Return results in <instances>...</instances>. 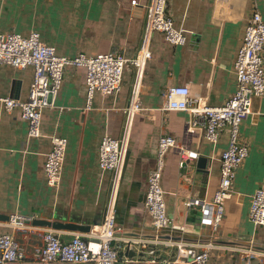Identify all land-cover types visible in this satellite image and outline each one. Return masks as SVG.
Masks as SVG:
<instances>
[{"label": "crops", "instance_id": "obj_1", "mask_svg": "<svg viewBox=\"0 0 264 264\" xmlns=\"http://www.w3.org/2000/svg\"><path fill=\"white\" fill-rule=\"evenodd\" d=\"M0 0V32L28 36L38 32L59 56L80 53L96 56L117 52L133 57L141 48L150 0ZM169 14L175 25L189 32L185 45L169 44L163 34L151 37L152 59L139 85L141 111L129 114L138 73L127 67L121 91L115 96L95 93L86 110L85 69L67 67L60 92L43 114L42 134L28 137V126L19 111L7 112L0 103V215L20 214L35 220L74 222L83 226L103 223L114 199L121 236L152 237L150 218L144 213L148 176L156 163L158 141L163 135L177 146L166 157L162 180L167 215L183 231L178 237L190 242L213 241L209 264H241L230 248L255 242L264 251V227L249 220L253 193L264 186V96L253 100L252 114L242 123L240 137L249 155L237 171L233 194L225 202V216L216 231L201 224L191 199L211 201L220 182V157L228 148L224 129L217 144L205 137L203 120L187 111L165 109V92L187 86L191 96L222 106L237 90L234 63L246 26L255 12L264 20V0H171ZM33 80V68L17 70L0 64V99L25 101ZM108 133L121 141L124 166L112 194L113 175L99 174L98 150ZM53 137L68 140L62 179L58 188L46 182L43 164ZM197 153L198 159L187 154ZM206 158L207 168H198ZM0 221V235L10 230ZM58 231V230H57ZM62 238L69 240L63 230ZM66 232V233H64ZM30 254L39 250L37 239L23 236ZM41 241V240H40ZM93 249L99 241L89 240ZM169 250H161L157 262L139 255L133 264H165ZM264 264V259H257ZM251 264V263H248Z\"/></svg>", "mask_w": 264, "mask_h": 264}, {"label": "built area", "instance_id": "obj_2", "mask_svg": "<svg viewBox=\"0 0 264 264\" xmlns=\"http://www.w3.org/2000/svg\"><path fill=\"white\" fill-rule=\"evenodd\" d=\"M170 1L150 0L142 46L130 58L117 52L96 56L83 53L75 57L59 56L57 49L44 43L38 32H31L28 36L0 32V64L17 70L33 68L28 99L1 98L3 109L7 112L18 110L20 118L27 123L28 137L37 139L43 136L44 111L57 98L67 67L85 69L86 110L90 108L95 93L118 95L124 72L127 67H132L139 77L127 112L134 114L141 111L139 85L146 65L152 59V35L159 32L169 44L183 46L191 33L175 25L168 12ZM131 4L136 6L137 1L132 0ZM234 73L237 90L222 106L213 107L207 104L205 97L191 96L187 86L171 87L164 94L166 110L187 111L203 120L205 137L211 143L217 144L222 131L228 130L229 144L220 157V182L212 200L191 199L187 202L188 207L200 210L201 224L213 231L219 228L225 216V202L233 194L237 171L249 155V146L240 137L241 125L252 114L253 100L264 96V20L259 12L251 16L246 26L234 63ZM51 142L52 148L46 154L43 170L48 186L55 189L61 183L68 140L53 137ZM176 146L174 137H160L156 163L148 176L143 210L154 228L152 237L121 236L114 199L108 204L101 225L94 226L86 234L68 233L71 235L69 240L62 238V231L34 226L35 217L12 214L4 223L10 232L0 235V264H133L139 255L157 262V256L163 249L172 253L171 260L165 264H209L211 252L217 245L213 241L190 242L178 237V232L183 230L175 226L167 215L162 180L166 157ZM181 152L189 159H198L197 153ZM98 166L101 178L106 173L113 175V194L120 182L124 161L121 141L108 133L99 146ZM249 220L254 226L264 227V186L252 195ZM19 232H24V236H39L43 243L41 252L28 254L22 249L16 239ZM90 239L99 241L97 249L91 247ZM254 245V240H251L247 245L230 250L242 259H264V251L257 250ZM132 252L135 255L131 257ZM119 253H122L121 257Z\"/></svg>", "mask_w": 264, "mask_h": 264}, {"label": "water", "instance_id": "obj_3", "mask_svg": "<svg viewBox=\"0 0 264 264\" xmlns=\"http://www.w3.org/2000/svg\"><path fill=\"white\" fill-rule=\"evenodd\" d=\"M207 163L208 160L206 158H200L198 160V168L201 169L202 171H205L207 168ZM9 220V216H5V215H0V221L6 222ZM34 226L37 227H43V228H51L54 230H58V231H63V230H68V231H78V232H82V233H88L90 231V226H83L80 224H76L74 222H68V223H64V222H59V221H47V220H34L33 222ZM25 235L24 232H19L17 234V241L20 244V247L22 249H24L28 254H30V250L29 248L26 246L24 240H23V236ZM34 239L39 240L38 241V247L39 250L37 253H40L43 247V243L41 240V238L37 235H32L31 236ZM90 240H96V239H90ZM98 241V240H96ZM135 254L132 252L130 254V256H134ZM119 256H122V253H119ZM262 264L260 261L256 260L255 258H251V259H243L241 264Z\"/></svg>", "mask_w": 264, "mask_h": 264}]
</instances>
